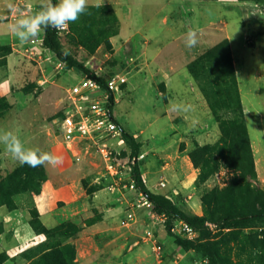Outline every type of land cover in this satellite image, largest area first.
Segmentation results:
<instances>
[{"label": "rangeland", "instance_id": "1", "mask_svg": "<svg viewBox=\"0 0 264 264\" xmlns=\"http://www.w3.org/2000/svg\"><path fill=\"white\" fill-rule=\"evenodd\" d=\"M96 2L59 37L101 79L125 77L113 118L140 154L126 141L63 139L59 124L74 110L69 90L80 70L50 50L12 67L0 60V129L62 158L21 166L0 145V264H207L176 246L164 215L139 205L131 170L137 161L148 189L212 220L264 209V0ZM190 29L199 40L193 48L184 43ZM220 44L227 61L209 53ZM0 45L11 46L9 38ZM230 65L237 105L225 81L213 91ZM170 102L192 110L174 112ZM206 238L219 264H264V220Z\"/></svg>", "mask_w": 264, "mask_h": 264}, {"label": "trees", "instance_id": "2", "mask_svg": "<svg viewBox=\"0 0 264 264\" xmlns=\"http://www.w3.org/2000/svg\"><path fill=\"white\" fill-rule=\"evenodd\" d=\"M52 2L57 3L58 0H52ZM43 35V46L50 50L61 63H64L67 69H78L83 72L84 75L93 77L95 79L103 81L104 83V80L95 75L88 67L83 64V62L77 60L71 54L68 56L62 54L65 48L60 40L59 34L54 28H48L44 30ZM224 48L226 49L225 53H223ZM11 52L12 48L10 45H0V60H5L4 64H6L7 57L11 54ZM213 52H217L220 57L224 55V57L222 58L224 61H227L229 59L227 44H220L209 51V53ZM198 63L199 61L195 60L189 65V70L193 75H196L194 71ZM221 80L225 81L226 84L224 83V85H226L228 88H231L235 95L236 99L234 98L232 104H240L239 94L237 91L236 76L231 65L229 73H219V76L216 80V86L213 88V91L216 90L217 94L221 91ZM111 103H113L111 105V116L113 117L114 98L112 96ZM120 129L122 131L124 141H126V144L131 150L132 156L134 158H137L140 154L141 144L136 141L133 135L125 131L122 127H120ZM131 172L135 187L152 204L153 211L158 214L164 215L167 218V229L170 234L175 222L179 220L186 222L194 230L200 233L199 238L196 240H190L180 235L171 234V236L175 237L174 243L176 244V246L196 251L207 260V264H219L218 252L216 250L215 243L206 238L212 231L207 223L215 225V229L219 231H224L245 227L264 220V209L254 210L251 212L245 210L232 211L218 217L215 220H212L205 215H197L190 210L182 208L179 204H177L174 200L167 197L166 195L155 193L148 189L142 179V174L137 161L135 162V164H133ZM6 260L7 257H4L1 261V264H3V262H5Z\"/></svg>", "mask_w": 264, "mask_h": 264}, {"label": "built area", "instance_id": "3", "mask_svg": "<svg viewBox=\"0 0 264 264\" xmlns=\"http://www.w3.org/2000/svg\"><path fill=\"white\" fill-rule=\"evenodd\" d=\"M65 32L57 31L58 34ZM82 75L81 81L69 90L74 110L68 112L66 118L59 124L60 134L63 139L69 143L76 139L97 138L105 146L106 142L103 140L108 138L124 142L122 131L111 116V105L113 104L111 103V96L115 102L116 96L121 95L122 86L126 83L125 77L113 75L104 80L103 83V81L84 75L83 72ZM105 155L108 157V152ZM135 162L134 160L133 164ZM108 168L111 172H116L113 164H110ZM129 185L130 189L136 188L132 177H130ZM161 185L163 187L166 186L165 183ZM139 205L152 206L142 193H140ZM207 225L211 230L215 229V225L211 223H207ZM172 232L190 240H196L200 236L198 231L182 220L175 222ZM146 234L149 237L151 236L150 232ZM156 249L158 252L162 251L160 245Z\"/></svg>", "mask_w": 264, "mask_h": 264}, {"label": "clouds", "instance_id": "4", "mask_svg": "<svg viewBox=\"0 0 264 264\" xmlns=\"http://www.w3.org/2000/svg\"><path fill=\"white\" fill-rule=\"evenodd\" d=\"M95 7H101L102 4L97 0ZM9 10L15 11V6L8 3ZM89 0H58L53 3L52 0H42L40 9L32 15L20 16L9 26V31L21 44L28 43L39 37L42 30L54 28L58 32L69 30V24L77 21L81 15L87 12ZM198 35L194 30H188L185 36V46L193 48L198 44ZM63 55H70V51L65 48ZM169 108L178 113H184L192 110L191 105L170 102ZM0 145L11 157L21 166L27 164L29 167L36 168L45 164L55 166L62 162V158L53 156L49 152L41 151L38 148L26 147L21 139L13 132L0 129Z\"/></svg>", "mask_w": 264, "mask_h": 264}, {"label": "crops", "instance_id": "5", "mask_svg": "<svg viewBox=\"0 0 264 264\" xmlns=\"http://www.w3.org/2000/svg\"><path fill=\"white\" fill-rule=\"evenodd\" d=\"M8 3H12L15 6V11L9 10L7 7ZM41 4V0H0V41H3L5 37H8L11 43L12 52L7 57V63L10 67H12V65H14L16 62L23 60L26 56H30L32 58L37 56L41 49L45 51L48 50L43 46V30L41 31L38 38L25 44H21V42L17 40V38L9 31V26L12 25L16 19H18L20 16L35 14L40 9ZM3 22L7 23L5 25L6 28L4 27ZM2 26L5 29L2 28ZM3 30L6 31V36L4 33H1Z\"/></svg>", "mask_w": 264, "mask_h": 264}]
</instances>
